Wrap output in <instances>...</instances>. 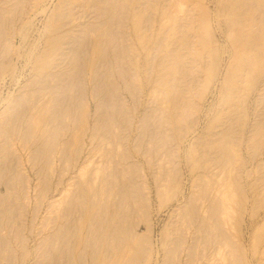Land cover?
Here are the masks:
<instances>
[{"label":"rangeland","instance_id":"1","mask_svg":"<svg viewBox=\"0 0 264 264\" xmlns=\"http://www.w3.org/2000/svg\"><path fill=\"white\" fill-rule=\"evenodd\" d=\"M0 195V264L105 217L141 264H264V0H0Z\"/></svg>","mask_w":264,"mask_h":264},{"label":"bare ground","instance_id":"2","mask_svg":"<svg viewBox=\"0 0 264 264\" xmlns=\"http://www.w3.org/2000/svg\"><path fill=\"white\" fill-rule=\"evenodd\" d=\"M234 17V16H233ZM235 24V23H234ZM237 26L239 25H241V24H236ZM236 25H234V26H236ZM241 29V28H240ZM240 29H238V30H240ZM241 36H244L243 35V33H242V35ZM248 37H249V35H248ZM243 38V37H242ZM246 38V37H245ZM240 39H241V37H240ZM244 39V38H243ZM244 40H246V39H244ZM239 43H241V41L239 40L238 41ZM252 42V41H251ZM244 43V42H243ZM245 43H247V42H245ZM80 66V65H79ZM104 81V80H103ZM110 86V85H109ZM66 101V100H65ZM58 112H60V111H58ZM22 116V115H21ZM82 151V150H81ZM81 151L79 152V155H78V157H80V153H81ZM19 157V156H18ZM21 159H22V157H21ZM18 160H19V158H18ZM77 161L79 160L78 158L76 159ZM20 161V160H19ZM18 161V162H19ZM19 163H21V161L19 162ZM80 164V163H79ZM21 166V165H20ZM22 179V178H21ZM63 179V178H62ZM62 181L63 180H60V183H62ZM21 182V181H20ZM9 183V182H8ZM14 184V183H13ZM22 184V183H21ZM7 186V185H6ZM11 186V185H10ZM12 187V186H11ZM10 187V188H11ZM14 189V188H13ZM16 189V188H15ZM14 189V190H15ZM7 190H8V188H7ZM83 190V189H82ZM85 190V189H84ZM10 191V190H9ZM12 191V190H11ZM16 191H17V189H16ZM85 193V192H84ZM96 194L97 193H95L94 192V196H92L93 198L96 196ZM4 195H0V199L2 200V197H3ZM98 197V196H97ZM96 197V198H97ZM90 198V197H89ZM92 198V199H93ZM92 199H90V201L92 200ZM6 200V197H5V199H3V201H5ZM96 200V199H95ZM95 200L93 201V203H95ZM3 203H5V202H3ZM91 203H92V201H91ZM92 203V204H93ZM97 203V202H96ZM92 204H91V206H92ZM98 205V204H97ZM1 206H5V204L3 205H1ZM102 206V205H101ZM107 206V205H106ZM105 206V207H106ZM121 206V205H120ZM12 207V206H11ZM93 207V206H92ZM91 207V208H92ZM104 207V206H103ZM107 208V207H106ZM106 208L104 209V210H106ZM218 208H219V206H218ZM102 209V208H101ZM1 210V209H0ZM91 210V209H90ZM98 210H99V207H98ZM119 210V209H118ZM100 211V210H99ZM99 211H97L96 213H98ZM108 210H106V211H103L102 210V212H107ZM115 211H116V209H115ZM121 211V210H120ZM90 212V211H89ZM92 212V211H91ZM101 212V211H100ZM117 213V212H116ZM222 213L223 212H220V214L222 215ZM91 214V213H90ZM95 214V213H94ZM100 214V213H99ZM115 216H116V214H115V212L113 213ZM112 214V215H113ZM121 214V213H120ZM120 214L119 213H117V215H119L120 216ZM220 214H218L219 216H220ZM4 215V214H3ZM86 215H87V213H86ZM114 215H113V217L112 218H114ZM122 215L123 214H121V216L120 217H122ZM64 215H62L61 217H63ZM65 216H67V215H65ZM73 216V215H72ZM96 216V215H95ZM98 216V215H97ZM100 216H102L101 214H100ZM99 216V217H100ZM119 216H117L116 218H119V220L121 219ZM124 216V215H123ZM215 216H216V214H215ZM4 217H5V215H4ZM74 217V216H73ZM76 217V216H75ZM74 217V218H75ZM85 218H86V216H84ZM92 217V216H91ZM218 217V216H217ZM2 218H3V216H2ZM2 218H1V220H2ZM115 218V219H116ZM123 218V221L126 219V217H122ZM125 218V219H124ZM216 218V217H215ZM219 218V217H218ZM218 218H216V219H218ZM221 218V217H220ZM59 219H61V218H59ZM95 219V218H94ZM97 219V218H96ZM95 219V220H96ZM114 219V220H115ZM215 219V220H216ZM88 220H90L89 218H88ZM102 219H100V221H101ZM109 220H111L110 218H109ZM127 220V219H126ZM214 220V221H215ZM4 221V220H3ZM99 221V222H100ZM106 221V217H105V220H103L102 221V226H100L99 228V230H97V228H96V230H94V231H92L93 230V227H92V230H90L89 232L87 231L86 233L84 232L83 234H86L85 235V237L84 236H80V233L78 234L80 237L79 238H76V232H75V230H73V228H74V226H76V225H74L73 226V228H72V230H71V228L69 229V226H67L68 228L67 229H64L63 230V224H58L59 223V220H58V223L56 222V226H55V232L52 234L51 233V235H47L44 239L46 240L45 242H44V244H43V249H44V251H42V253H40V254H38V257H45V259L47 260V264H75V261L77 260V254H78V249H79V246L78 245H80V244H84L85 245V250H86V256L87 257H85V260H86V262H87V264H141V259L139 258L140 256H133V255H137V254H135L134 252L136 251H134L133 253L134 254H131V252H130V256L132 255V257H126V255H124L123 254V247L125 246V244L124 245H122V241H123V237H124V233L125 232H123V230H122V225L123 224H121V223H119L117 220V222L116 221H114L115 223H116V225H117V223H119L118 225H120V227H117L116 229L114 228V230H113V232H111L112 234H111V236H109L108 234L110 233V232H108L109 231V229H108V226L107 225H109V224H111V223H109V221H108V224L105 222ZM112 221V220H111ZM122 221V222H123ZM220 221V220H219ZM219 221H215V222H219ZM68 222H70V221H68ZM67 222V223H68ZM86 222V221H85ZM84 222V223H85ZM90 222H92V221H90ZM89 222V223H90ZM98 222V221H97ZM98 222V223H99ZM125 223H127L126 221H124ZM214 222V223H215ZM223 221L221 220V224H223L222 223ZM71 223V222H70ZM76 223H77V221H76ZM86 223H88V222H86ZM93 224H94V222H92ZM91 223V224H92ZM2 224V223H1ZM66 224V223H65ZM64 224V225H65ZM81 224V223H80ZM80 224H79V227H80ZM91 224H89L88 226L90 227V225ZM100 224V223H99ZM129 224V223H128ZM216 224H218L219 225V223H216ZM70 226H72L71 224H69ZM97 225V224H96ZM218 225H216L217 226V231H215V229L213 230V231H215L217 234H221L220 236L222 237V235H223V237H224V235L226 234L224 231V228L222 229L221 228V232L220 231H218L219 230V227H218ZM2 226V225H1ZM78 226V225H77ZM85 226L87 227V225L85 224ZM99 226V225H98ZM97 226V227H98ZM124 226H125V224H124ZM212 227L214 226V225H211ZM221 226V225H220ZM4 227V226H3ZM2 227V228H3ZM96 227V226H95ZM114 227V226H113ZM129 227H131V226H128V228H126V229H129V231H132L133 229H135L136 230V228L134 227L132 230L129 228ZM215 227V226H214ZM223 227H224V224H223ZM121 228V229H120ZM124 228V227H123ZM1 229V228H0ZM4 229H6L5 227L3 228V230ZM91 229V228H90ZM111 229H113L112 228V226H111ZM125 229V228H124ZM138 229V228H137ZM8 230V229H7ZM66 230V231H65ZM78 230H79V228H78ZM88 230V229H87ZM10 231V230H9ZM71 231V232H70ZM77 231V230H76ZM81 231V230H80ZM112 231V230H111ZM125 231H127V230H125ZM138 231V230H137ZM96 232H98V233H96ZM128 232V231H127ZM134 232V231H133ZM219 232V233H218ZM222 232L223 233H225V234H222ZM78 233V232H77ZM129 233H131V232H128V234ZM9 234H11L10 232H9ZM65 234V235H64ZM83 234H81V235H83ZM113 234H114V236H113ZM127 233H126V235H128ZM138 234V233H137ZM244 234V233H243ZM64 235V236H63ZM131 235H132V233H131ZM213 235H214V233H213ZM6 236V235H5ZM17 236H19V233H17ZM67 236V237H66ZM137 235H135V237H136ZM215 236H217V235H215ZM219 235H218V237H220ZM227 236V235H226ZM82 237H84L85 238V240L82 238ZM129 237V236H128ZM127 237V238H128ZM220 237V240L221 241H224L225 240V238H228V239H226L225 241L227 242V240H229L230 238V236L229 237H222L221 238ZM1 238V237H0ZM3 238V237H2ZM5 238H7V237H5ZM13 238V237H12ZM114 238V240L116 241H111L112 239ZM130 238V237H129ZM80 239V240H79ZM136 239V238H135ZM134 239V240H135ZM140 239H142V237H140L139 238V236H138V240H137V242L140 240ZM216 239V241L219 239H217V238H215ZM8 240V239H7ZM127 240V239H126ZM129 240V239H128ZM133 240V239H132ZM3 241V240H2ZM141 241V243L143 244V242H142V240H140ZM139 241V242H140ZM215 241V240H214ZM216 241L214 242V243H216ZM220 241V242H221ZM7 242V241H6ZM9 242H11V241H9ZM24 242H26L25 240H24ZM115 244V246H114V251H113V249L110 247V245L112 244ZM126 242V241H125ZM128 243V245H129V241H127ZM135 242V241H134ZM139 242H138V244H139ZM146 242V241H145ZM144 242V243H145ZM219 242V243H220ZM5 243V242H4ZM132 241H131V245H132ZM223 243V242H222ZM135 244H136V246H138L137 245V243L135 242ZM142 244H140L141 246H142ZM216 244H218V243H216ZM216 244H214V245H216ZM221 244V243H220ZM226 244H229V242L228 243H226ZM225 244V245H226ZM2 245H4V244H1V246ZM8 245V244H7ZM7 245H5V246H7ZM27 243H25L24 244V247H27ZM145 245H146V243H145ZM223 245H224V243H223ZM135 246V247H136ZM222 246V245H221ZM11 247V246H10ZM13 247V246H12ZM132 247H134V244H133V246ZM139 247V246H138ZM137 247V248H138ZM143 247V246H142ZM217 247H219L218 245H217ZM217 247H215V249L217 250ZM4 248H6V247H4ZM8 249H7V252H8V250H9V245H8V247H7ZM110 248L112 249V250H110ZM144 248V247H143ZM143 248H138V251L140 252ZM221 248V247H220ZM2 249V248H1ZM128 249H129V247H128ZM133 249V248H132ZM140 249V250H139ZM147 249V248H146ZM14 250H17L16 248L14 249ZM27 250V249H26ZM83 250V249H82ZM144 250H145V248H144ZM1 251V250H0ZM131 251V250H130ZM133 251V250H132ZM13 252V251H12ZM81 252H84V251H81ZM112 252V253H111ZM115 252V253H114ZM125 252H126V250H125ZM127 252H128V250H127ZM138 252V253H139ZM143 252V251H142ZM26 253V251L24 250V252H23V256H22V258H20L19 256H17L18 254L16 253L15 254V252H13L12 254L11 253H9V260L11 261L9 264H28V261H29V258L27 257V253ZM114 253V254H113ZM137 253V252H136ZM147 253V252H146ZM218 253V252H217ZM84 254V255H85ZM129 254V253H128ZM140 254H142L141 252H140ZM5 255H6V253H5ZM144 255V254H143ZM190 256V255H189ZM7 257V256H6ZM83 257V256H82ZM2 258V257H1ZM142 258V257H141ZM3 259V258H2ZM4 260H5V258H4ZM81 260V259H80ZM157 260V259H156ZM8 261V260H7ZM79 261V260H78ZM2 262V261H1ZM9 262V261H8ZM43 262V261H42ZM40 260H38V262L36 263V264H41L42 263ZM83 262H84V259H83ZM3 264V263H2ZM42 264H44V263H42ZM46 264V263H45ZM78 264H80L79 262H78ZM82 264H84V263H82Z\"/></svg>","mask_w":264,"mask_h":264}]
</instances>
